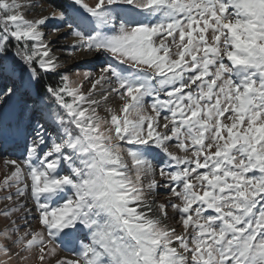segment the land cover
<instances>
[{
  "label": "snow or ice",
  "instance_id": "obj_1",
  "mask_svg": "<svg viewBox=\"0 0 264 264\" xmlns=\"http://www.w3.org/2000/svg\"><path fill=\"white\" fill-rule=\"evenodd\" d=\"M69 5L0 0V264H264V0Z\"/></svg>",
  "mask_w": 264,
  "mask_h": 264
},
{
  "label": "rangeland",
  "instance_id": "obj_2",
  "mask_svg": "<svg viewBox=\"0 0 264 264\" xmlns=\"http://www.w3.org/2000/svg\"><path fill=\"white\" fill-rule=\"evenodd\" d=\"M22 5H25L24 8H22V11L24 12L26 18L28 19H38L43 16L48 15L50 12L53 11V4L50 3L48 0H18ZM86 2H90V0H86ZM28 5H32L31 10L27 7ZM58 5L61 6L59 8H68L71 10L70 5H69V0H60L58 2ZM57 7V6H56ZM58 8V7H57ZM52 28V22L49 23L48 27L43 29L47 35L45 36V39H52L54 34L51 31ZM71 37H68L64 40H62V43H71ZM54 48V55H57L60 57L62 61L65 62V67L67 68V71L71 78L75 80L76 77V69L75 67L72 66L73 59L70 58L69 56L62 55L61 53L63 52V49L59 47L58 44L52 45ZM76 59H87L89 62L88 64H80L79 67L81 70H83L85 67H94V66H99V64L102 62V57L99 59H93L91 57H83L81 54L77 53L75 55ZM58 80V76L56 75H49L48 82L55 83ZM101 114L103 115V112L101 111ZM17 152L16 145L13 141H9L7 145H4L2 142H0V181L3 180L4 176L9 174L10 172V166H7L5 164L6 160H11V159H17L18 156L14 153ZM4 195L3 191H0V196ZM0 207H3V202H0ZM4 223L6 221L4 220L3 217H0V227H3ZM174 226L177 227V230L179 231V226L175 225V222H173ZM59 256H65V257H71L72 253L67 250H58ZM0 259H3V257H0ZM28 264H36L35 260L29 261Z\"/></svg>",
  "mask_w": 264,
  "mask_h": 264
},
{
  "label": "trees",
  "instance_id": "obj_3",
  "mask_svg": "<svg viewBox=\"0 0 264 264\" xmlns=\"http://www.w3.org/2000/svg\"><path fill=\"white\" fill-rule=\"evenodd\" d=\"M50 3H52L53 5H55V6H57L58 8L59 7H61V6H59L58 5V2L60 1V0H48ZM47 80L49 79V76L46 78Z\"/></svg>",
  "mask_w": 264,
  "mask_h": 264
},
{
  "label": "bare ground",
  "instance_id": "obj_4",
  "mask_svg": "<svg viewBox=\"0 0 264 264\" xmlns=\"http://www.w3.org/2000/svg\"><path fill=\"white\" fill-rule=\"evenodd\" d=\"M87 58H89V57H87ZM68 251V250H67Z\"/></svg>",
  "mask_w": 264,
  "mask_h": 264
}]
</instances>
